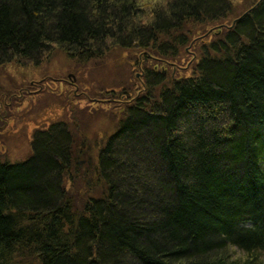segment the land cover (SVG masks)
Segmentation results:
<instances>
[{
  "label": "trees",
  "instance_id": "trees-1",
  "mask_svg": "<svg viewBox=\"0 0 264 264\" xmlns=\"http://www.w3.org/2000/svg\"><path fill=\"white\" fill-rule=\"evenodd\" d=\"M228 4L169 0L139 24L138 0H0V65L54 47L176 57L186 26L225 19ZM149 74L99 154L104 193L80 212L63 186L76 155L64 123L37 134L25 163L0 164V264H264V0L201 49L190 77ZM147 130L157 171L128 146L142 153Z\"/></svg>",
  "mask_w": 264,
  "mask_h": 264
},
{
  "label": "rangeland",
  "instance_id": "rangeland-1",
  "mask_svg": "<svg viewBox=\"0 0 264 264\" xmlns=\"http://www.w3.org/2000/svg\"><path fill=\"white\" fill-rule=\"evenodd\" d=\"M168 1L138 0L139 24L150 23L152 12L164 9ZM258 2L228 0L231 11L225 19L188 24L182 32L184 45L178 48L176 57L164 59L155 50L137 47H110L102 56L81 60L70 58L61 48L54 47L36 63L14 60L0 65V164L25 163L32 156L37 134L48 131L55 123H64L76 139V155L70 180L64 179L63 186L75 212H80L89 197L104 193L95 168L99 154L118 131L128 107L143 93L147 74L158 72L176 80L190 77L201 49L220 38ZM156 136L148 130L138 135L144 144L142 153L136 144H127L139 166L147 160L156 163L151 149L152 138ZM153 168L157 171L159 164ZM140 175L137 180L144 182ZM125 181L134 192L138 191L128 176ZM129 262L126 259V264Z\"/></svg>",
  "mask_w": 264,
  "mask_h": 264
},
{
  "label": "bare ground",
  "instance_id": "bare-ground-1",
  "mask_svg": "<svg viewBox=\"0 0 264 264\" xmlns=\"http://www.w3.org/2000/svg\"><path fill=\"white\" fill-rule=\"evenodd\" d=\"M246 225H248V224H246Z\"/></svg>",
  "mask_w": 264,
  "mask_h": 264
}]
</instances>
